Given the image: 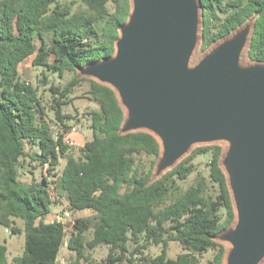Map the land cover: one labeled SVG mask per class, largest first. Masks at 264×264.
<instances>
[{"label": "trees", "instance_id": "1", "mask_svg": "<svg viewBox=\"0 0 264 264\" xmlns=\"http://www.w3.org/2000/svg\"><path fill=\"white\" fill-rule=\"evenodd\" d=\"M76 2L82 6L73 11ZM199 4L200 51L251 19L245 53L252 62L264 63V0ZM129 11V0H0V225L11 234L24 233L22 252L12 257V264H58L66 230L60 220H45L53 204L52 180L46 176L57 174L62 158L59 185L68 208L92 213L73 220L66 246L74 258L67 264H199L200 254L209 249L214 250L211 264H222L224 245L214 238L235 218L220 166L222 146L196 145L172 168L153 177L158 140L146 131L121 133L124 110L114 90L78 74L79 67L113 55ZM31 55L34 66L58 76L74 73L63 86L47 88L58 126L54 135L38 86L19 76L20 63ZM43 79L47 83L45 74ZM83 81L87 99L97 107L88 112L91 139L75 157L65 142L72 116L62 107ZM201 155L208 156L206 173L194 161ZM26 158L44 168L39 180L19 179ZM191 174L193 181L183 186ZM15 218L22 220V228ZM170 241L181 248L174 258L167 255ZM151 244L160 250L147 255L144 251ZM101 245L108 247L106 256L93 260L87 250ZM6 254L4 241L0 264H7Z\"/></svg>", "mask_w": 264, "mask_h": 264}, {"label": "water", "instance_id": "2", "mask_svg": "<svg viewBox=\"0 0 264 264\" xmlns=\"http://www.w3.org/2000/svg\"><path fill=\"white\" fill-rule=\"evenodd\" d=\"M115 50L78 74L111 87L124 110L121 133L146 131L160 146L153 177L194 146L221 143L235 218L215 238L222 264L264 263V63L242 64L249 19L194 62L199 0H129ZM214 238V239H215Z\"/></svg>", "mask_w": 264, "mask_h": 264}, {"label": "rangeland", "instance_id": "3", "mask_svg": "<svg viewBox=\"0 0 264 264\" xmlns=\"http://www.w3.org/2000/svg\"><path fill=\"white\" fill-rule=\"evenodd\" d=\"M82 5L79 2H76L72 5V10H77ZM108 7L112 9L111 3H108ZM35 45L38 46L39 41L38 38L35 36ZM203 52L197 49L194 56V62L198 60L202 56ZM32 57L28 56L25 58L19 65V76L22 80L31 82L33 84H36L39 89V93H41L42 99L44 101V104L47 109V117L49 124L51 125V131L54 135L56 131L58 130L57 122L53 118V113L49 109L50 105V93L47 90L48 86L50 84L63 86L66 84V82L73 76L74 73L72 72H65L62 76H58L56 73H51L45 68L40 66H34L32 65ZM52 57L50 58V60ZM242 64H248L252 63L250 59L247 58L246 53H244L241 56ZM43 74L47 77V83L45 82V79H43ZM87 88V82H81V84L75 89L74 93L71 95L72 100L70 103L64 105L62 107V112L64 114H68L72 116V119L69 120L68 124L72 128H75V133H78V136L81 138L82 134H84V138L91 139V129H90V120L88 117V112L96 109L97 105L96 103L90 101L87 99L85 91ZM72 132V133H74ZM71 133V134H72ZM69 139L72 141V143H67L69 146V154H72L73 156H79V148L82 145V142L75 141L73 137L71 136ZM77 135V134H76ZM67 142V141H66ZM220 145L222 146V150L226 149L227 144L224 142H221ZM27 151H32L33 148L26 146ZM208 159L207 155H201L197 156L194 161L197 163V168L201 170L203 173L207 172L206 167V161ZM65 159H61L57 168L56 172L57 174L50 177V180H52L51 184L53 186V195L52 200L53 204L51 205L50 212L46 214L45 220L50 221L54 219H60L65 224V230H66V236L65 241L63 243L61 252L58 256V264H67L70 260L74 258V253L67 248L66 243L68 240V237L70 235L71 231V225L72 220L78 217H88L92 215L90 210H82V211H72L68 208L67 204V198L65 194L60 189V183H59V172L61 171ZM44 171V168L40 166L37 161L30 160L29 158H26L24 161V166L19 167L18 177L22 182H30L32 179L39 180L42 172ZM194 179V174H191L188 179L183 182V186L188 185L190 182H192ZM67 212L68 215H65L64 213ZM15 224L22 228L23 222L19 218H15ZM86 237L89 239L91 236L90 231L85 232ZM5 241V244L7 245V264H12V257L16 255H20L23 249L24 244V233H18V234H11L9 229H6L4 226L0 225V243H3ZM215 241L220 242L217 238H215ZM224 245V249L227 250L228 244L222 243ZM134 246L129 245V248L132 249ZM160 250V246L158 245H149L148 248L144 251L147 255H154L158 253ZM181 251V248L179 244L175 241L169 242V247L167 251V255L169 257L174 258L177 253ZM108 252V247L105 245L98 246L94 249H88L87 254L93 259V260H100L106 256ZM214 250L209 249L206 252H203L200 254V261L199 264H211V259L213 256ZM82 264H87L85 262H81Z\"/></svg>", "mask_w": 264, "mask_h": 264}, {"label": "crops", "instance_id": "4", "mask_svg": "<svg viewBox=\"0 0 264 264\" xmlns=\"http://www.w3.org/2000/svg\"><path fill=\"white\" fill-rule=\"evenodd\" d=\"M79 133V132H78ZM78 133L76 132H74V133H72L71 134V136L73 137V139H75V141H78V142H82V144L85 142V141H88L89 139H85L84 137V134H82V136H81V138L78 136ZM77 134V135H76ZM92 134V133H91ZM61 249H62V247H61ZM61 249L59 250V254H60V252H61ZM59 254H58V256H59ZM57 259H58V257H57Z\"/></svg>", "mask_w": 264, "mask_h": 264}, {"label": "built area", "instance_id": "5", "mask_svg": "<svg viewBox=\"0 0 264 264\" xmlns=\"http://www.w3.org/2000/svg\"><path fill=\"white\" fill-rule=\"evenodd\" d=\"M75 131V128L74 127H72L71 129H70V133H72V132H74ZM67 141V142H66ZM65 142L66 143H72V141L69 139V138H67L66 140H65ZM46 179L48 180V181H50V177L49 176H46ZM50 190H52L53 191V186H52V184H50ZM65 215H68V213L67 212H65L64 213ZM56 220H60V219H56ZM61 221V220H60ZM72 223H73V220H72Z\"/></svg>", "mask_w": 264, "mask_h": 264}]
</instances>
